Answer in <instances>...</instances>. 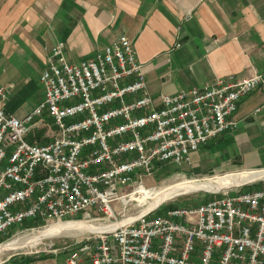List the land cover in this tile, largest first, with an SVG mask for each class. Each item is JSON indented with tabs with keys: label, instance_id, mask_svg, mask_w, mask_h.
I'll use <instances>...</instances> for the list:
<instances>
[{
	"label": "built area",
	"instance_id": "2783aa9c",
	"mask_svg": "<svg viewBox=\"0 0 264 264\" xmlns=\"http://www.w3.org/2000/svg\"><path fill=\"white\" fill-rule=\"evenodd\" d=\"M40 82L44 98L23 117L0 108V245L27 220L38 222L34 231L93 210L110 218L114 201L127 202L121 192L155 165L190 162L192 152L237 129L239 103L264 90V72L161 93L158 105L133 42L120 36L76 62L57 42ZM13 88L0 85V100ZM263 110L264 103L254 115ZM243 187L116 222L109 233L66 245V263L264 264V187Z\"/></svg>",
	"mask_w": 264,
	"mask_h": 264
},
{
	"label": "crops",
	"instance_id": "0c3cea01",
	"mask_svg": "<svg viewBox=\"0 0 264 264\" xmlns=\"http://www.w3.org/2000/svg\"><path fill=\"white\" fill-rule=\"evenodd\" d=\"M120 36L133 42L158 105L161 93L264 72V0H0V85L13 84L14 94L19 92L26 83L16 82L20 65L37 66L39 80L57 42L65 43L68 60L76 62ZM177 42L181 46L174 48ZM263 103L262 89L241 100L235 132L192 152L193 163L210 159V148L231 143L247 148L249 137L240 127L264 130V110L254 115ZM230 132L234 137L226 140ZM228 166L230 171L239 167L224 162L216 169ZM243 168L262 170L264 165L250 159Z\"/></svg>",
	"mask_w": 264,
	"mask_h": 264
},
{
	"label": "rangeland",
	"instance_id": "374dc122",
	"mask_svg": "<svg viewBox=\"0 0 264 264\" xmlns=\"http://www.w3.org/2000/svg\"><path fill=\"white\" fill-rule=\"evenodd\" d=\"M19 67L20 71L16 74V76H18L16 82L19 83L18 79H23L26 82L25 85L16 94H14L13 91V93H11L13 95H10L5 102L0 100V108H3L7 114L15 113L18 116L22 115L23 113H26L30 109L33 110L36 106V104H33V102L39 104L44 95V87L43 85H41L40 79L37 80V66L36 70H32V68L28 69V66L20 65ZM18 70L19 69L16 67L12 71L11 76H15V73ZM1 84H4L3 79H1ZM15 85L17 86V84ZM239 131L246 133L249 137V143L247 142L248 145H243L247 148L241 149V145H233L232 143L228 144V146L225 145L220 150H213L210 148V151L212 152L210 159L196 163L197 165L193 163L192 156L190 162H185L180 165L168 162L164 164H157L153 168V171L150 175L145 176L143 180H137L138 183L131 184L128 188H125V190L121 192L125 193L123 195H128L125 198L127 202L123 203L122 200L114 201V203L112 204L113 216H111L110 218L107 217V215L102 211L93 210L90 212V216L87 218L78 215L72 221L71 219L67 221L64 220L59 224H66L70 222L73 223L74 221L89 222L90 224L97 227H108V229L104 232L109 233V231L115 228L109 226L115 224L116 222L118 224H121L124 221L129 220L130 218H137L138 215L152 208H155L154 206L156 205L157 208L155 209V211L158 210L159 212L160 209L164 211L167 208L173 206H183L187 204L194 206L206 199H209L213 196V193L211 191L199 190L177 195L159 204H156L157 198H147L145 202H140V199L138 198L140 193L135 194L134 191L137 187H139L140 181H142L141 183H143L141 185H143L147 189L154 188L157 190H162L166 187L172 185L174 186L187 180H192L193 178H198V180H204L206 178H213L217 176H224L227 174L239 173L243 172L244 170L253 171L252 169L243 168L247 165V161H249L250 159H256L259 163L264 165V130L259 129L258 132H253V129L246 128V126L242 124ZM233 134L234 133L231 132L227 133L226 140L234 137ZM229 161L239 167L232 168L235 169L232 171L229 170L230 166H228L227 168L222 167L216 169L217 164L221 165L224 162L230 163ZM258 184H264V179L256 180L252 182L251 185H246L245 183L242 184V186H244L245 189H251L256 187ZM133 193L134 196L130 198ZM29 228L30 227L15 228L14 231H12L4 240V242H2V245H4L11 241L19 239L18 241L21 243L19 248L0 252V264H3L4 262L19 256H28L34 258V263L32 264H67L66 253L68 254V252L64 250V247L66 245L71 244L69 248H73L76 245L75 243L80 242L81 240L86 239L87 237L93 234L103 233L97 231L91 232L84 229L77 230V232H75L76 230H71L59 234L57 233L49 237H45L32 244L28 241L32 240L35 234L38 235L50 227L39 228L38 230L34 231ZM20 229H23L24 231ZM24 236L26 237V239H24ZM82 264H91V262H89V260H85Z\"/></svg>",
	"mask_w": 264,
	"mask_h": 264
},
{
	"label": "bare ground",
	"instance_id": "6f19581e",
	"mask_svg": "<svg viewBox=\"0 0 264 264\" xmlns=\"http://www.w3.org/2000/svg\"><path fill=\"white\" fill-rule=\"evenodd\" d=\"M259 179H264V169L262 171H259V170L243 171L239 173L227 174L224 176L206 178L204 180H198V179L193 178L192 180H187L179 184H176L174 186L172 185V186L166 187L165 189H162V190H157L154 188L147 189L146 187L142 186V187L137 188L135 194L140 193L138 197L140 199L139 200L140 202H145L147 198H157L156 204H159L167 199H170L177 195L185 194L188 192L199 191V190L214 192V191H218L220 189L231 187L234 185H242L245 183L254 182ZM133 196H134V193L130 196V198ZM114 226L115 224L109 227H114ZM82 229L91 231V232H96V231L104 232L108 229V227L107 228L100 227V226L97 227V226L90 224L89 222H82V221H79L76 223L57 224L41 232L38 235L35 234L32 240L28 242H31L33 244L34 242L39 241L40 239L55 235L57 233L59 234V233H62L65 231H71V230L72 231L76 230L75 232H77V230H82ZM24 239H26V237ZM18 240L11 241L2 246L0 245V252L19 248L21 242H19Z\"/></svg>",
	"mask_w": 264,
	"mask_h": 264
},
{
	"label": "trees",
	"instance_id": "16d2710c",
	"mask_svg": "<svg viewBox=\"0 0 264 264\" xmlns=\"http://www.w3.org/2000/svg\"><path fill=\"white\" fill-rule=\"evenodd\" d=\"M30 140H32V141H35V140H37L39 143H41V142H44V139L42 140L41 138H30ZM245 171V170H244ZM261 187H264V184H258L256 187H254V188H261ZM244 188V187H243ZM242 188V189H243ZM251 189H253V188H251ZM250 188H244L243 190H245V191H247V190H251ZM213 197V196H212ZM212 197H210L209 199H211ZM209 199H206V200H204V201H202V202H205V201H207V200H209ZM202 202H200V203H202ZM200 203H198V204H200ZM197 204V205H198ZM194 205V204H193ZM183 206H192V205H183ZM174 207H178V206H173V207H169V208H174ZM168 209V208H167ZM165 211V210H164ZM164 211H162L161 209H160V211L158 212V210L157 211H155L154 212V214H161V213H163ZM38 224V222L37 221H35V220H27V221H25V222H23L20 226H18V227H21V228H26V227H33V226H36ZM14 229L15 228H13V229H11L10 230V233L12 232V231H14ZM66 256H67V253H66ZM44 257H46V256H44ZM48 258V257H47ZM90 262V261H89ZM32 263H34V258H31V257H28V256H19V257H16V258H12V259H10V260H8V261H6V262H4L3 264H32Z\"/></svg>",
	"mask_w": 264,
	"mask_h": 264
}]
</instances>
